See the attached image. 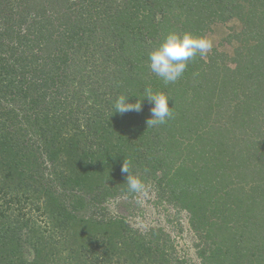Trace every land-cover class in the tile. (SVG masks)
<instances>
[{
    "label": "trees",
    "instance_id": "obj_1",
    "mask_svg": "<svg viewBox=\"0 0 264 264\" xmlns=\"http://www.w3.org/2000/svg\"><path fill=\"white\" fill-rule=\"evenodd\" d=\"M230 19L245 36L233 68L215 50L174 83L151 71L169 32L201 37ZM146 88L171 98L166 123L147 127L146 99L110 116ZM256 122L264 0H0V264H182L166 237L105 212L134 195L123 161L187 210L204 263L264 264V138L245 128Z\"/></svg>",
    "mask_w": 264,
    "mask_h": 264
},
{
    "label": "rangeland",
    "instance_id": "obj_2",
    "mask_svg": "<svg viewBox=\"0 0 264 264\" xmlns=\"http://www.w3.org/2000/svg\"><path fill=\"white\" fill-rule=\"evenodd\" d=\"M122 1L116 0V2ZM241 32H243V25L237 19L213 23L201 36L212 43V48L200 58L207 61L208 56L216 50L225 56L227 67L233 68L231 60L234 58L236 49L244 43L245 36ZM253 126H255V134H258V129L264 138V122L247 123L245 128ZM145 185L144 193H134L133 197L123 195L107 200L103 205L105 212L110 216L122 218L141 234L154 231L159 239L166 237L167 244L173 249L172 256L175 261L182 264H206L202 258L207 257V254L201 255L199 252L204 251L209 242L204 245V239H201L200 234L194 231L187 210L168 201L162 188L158 187L153 180L148 179ZM158 242L162 243L160 240ZM28 257L32 256L29 254Z\"/></svg>",
    "mask_w": 264,
    "mask_h": 264
},
{
    "label": "clouds",
    "instance_id": "obj_3",
    "mask_svg": "<svg viewBox=\"0 0 264 264\" xmlns=\"http://www.w3.org/2000/svg\"><path fill=\"white\" fill-rule=\"evenodd\" d=\"M212 43L204 38L194 36L191 33L169 32L161 43L149 53V67L153 73L160 77L165 84L176 82L185 72L188 62L197 55L205 56L210 52ZM129 96L117 97L114 111L110 114L123 115L127 112L142 111L144 99L151 104L150 117L146 120L147 127L158 126L166 123L173 115L169 100L164 93H153L151 88H146L141 99L134 103L128 102ZM121 171L126 173L130 193H144L146 185L138 176L131 175L129 165L123 161Z\"/></svg>",
    "mask_w": 264,
    "mask_h": 264
}]
</instances>
